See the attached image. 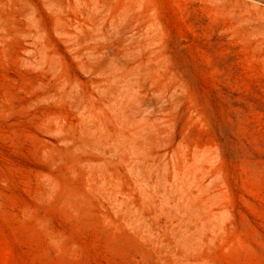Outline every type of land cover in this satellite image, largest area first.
<instances>
[{
    "label": "rangeland",
    "instance_id": "rangeland-1",
    "mask_svg": "<svg viewBox=\"0 0 264 264\" xmlns=\"http://www.w3.org/2000/svg\"><path fill=\"white\" fill-rule=\"evenodd\" d=\"M0 264H264V0H0Z\"/></svg>",
    "mask_w": 264,
    "mask_h": 264
}]
</instances>
